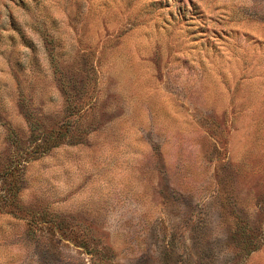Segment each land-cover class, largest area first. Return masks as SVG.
I'll return each mask as SVG.
<instances>
[{"label": "rangeland", "instance_id": "obj_1", "mask_svg": "<svg viewBox=\"0 0 264 264\" xmlns=\"http://www.w3.org/2000/svg\"><path fill=\"white\" fill-rule=\"evenodd\" d=\"M0 264H264V0H0Z\"/></svg>", "mask_w": 264, "mask_h": 264}]
</instances>
